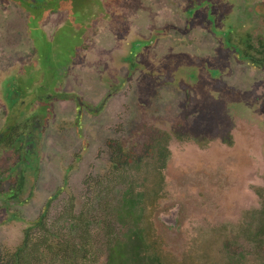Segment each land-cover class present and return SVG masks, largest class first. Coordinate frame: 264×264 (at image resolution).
I'll use <instances>...</instances> for the list:
<instances>
[{
  "label": "rangeland",
  "instance_id": "374dc122",
  "mask_svg": "<svg viewBox=\"0 0 264 264\" xmlns=\"http://www.w3.org/2000/svg\"><path fill=\"white\" fill-rule=\"evenodd\" d=\"M24 1L0 0V264L45 209L53 233L93 256L48 249L31 264H106L107 227L124 250L139 230L163 264H264V0ZM156 14L173 26H155L167 48L147 75L93 77L112 27L129 57L138 29L154 44Z\"/></svg>",
  "mask_w": 264,
  "mask_h": 264
},
{
  "label": "trees",
  "instance_id": "16d2710c",
  "mask_svg": "<svg viewBox=\"0 0 264 264\" xmlns=\"http://www.w3.org/2000/svg\"><path fill=\"white\" fill-rule=\"evenodd\" d=\"M23 4H28V9L32 8V3H26L25 1L21 0ZM36 5L42 6V0H36ZM42 8V7H41ZM12 142V140H10ZM5 149V147H3ZM15 186L19 188L21 186L20 183H15ZM129 195L132 194L131 189L128 191ZM139 194V193H138ZM125 195V205L124 199L121 211H125L126 213L132 214L134 211L137 210V215H132L135 220H139L143 212V208L133 209L135 207V200L133 202L128 201L127 196ZM137 196V195H136ZM11 197L12 199L16 198V195H8V198ZM141 203H136V206ZM125 208V209H124ZM141 212V213H140ZM114 214L122 215V213L117 209L114 211ZM46 216V209L43 210L42 215L32 221L29 222L28 229L24 231L23 239L20 245L15 248V251L12 253H7V264H31L32 257L33 259H40L41 256L45 255V251L48 249L54 250V255H57V251L60 252H67L70 248L75 251L80 258H88L93 256V253L89 250L87 245H79L78 243L70 244L64 241L61 237L58 236L57 233H53L51 231L50 223L47 222ZM78 221V219H77ZM53 224V223H51ZM37 227H39L37 229ZM110 227L105 229V232L109 235L110 243L107 244L108 246V260L106 264H156L157 263V256L156 255H149L143 247L145 246L144 238L142 233L138 230L135 234L128 240L125 250L123 247H120L119 244H116L114 240V230L111 227V231L108 230ZM262 235L264 236V228H262ZM106 236V235H105ZM258 247L255 248L256 253H260V249H264L263 246L260 244L262 241H257ZM264 244V243H262ZM128 246L132 248V250H138V255L130 256V251L128 252ZM71 251V252H73ZM80 254V255H79ZM61 256V254H59ZM146 259V260H144ZM159 264V262H158Z\"/></svg>",
  "mask_w": 264,
  "mask_h": 264
},
{
  "label": "flooded vegetation",
  "instance_id": "af4514ba",
  "mask_svg": "<svg viewBox=\"0 0 264 264\" xmlns=\"http://www.w3.org/2000/svg\"><path fill=\"white\" fill-rule=\"evenodd\" d=\"M44 1L46 2V0H42V3H45ZM17 2H19L20 4H23L21 0L20 1L17 0ZM158 16H161V15L156 14L153 18L148 19V22L145 25V28L147 30H151V32L153 34L155 33L157 35V37L154 40V44H152V42L150 41V36L143 37V35H141L140 29H138V33L136 35V37H138V38L136 41L139 42V45L136 47L131 45L130 54L128 53L129 57L123 56V54H126V52H124L125 48H123V44L125 43V40H126L124 35L122 34V32L117 33V31H116L117 28L112 27L111 33L114 36V40H115L116 44L114 43V40H112V46H113L112 50L113 51L111 53H109L110 56H108L106 58V61L104 62V64H102L99 67V69H98L99 74L97 75L96 73H94L95 76H93V77H96L99 79L100 77L103 78L104 76H107V78L110 80V79L114 78L115 75L121 76L119 78H122L125 74L124 77L127 79V80H125V84H126V82H128L132 86L131 80L133 81V78L135 76L142 75V74L147 75L149 68L152 67L154 64H156L159 61L160 56L156 53V50L160 49L163 52V50L165 48H167L165 45L157 43V41L159 40V36H160L159 33L160 32L156 31L154 29L155 26H157L159 28H162L163 26H170V25L173 26V24L169 22L170 20H163L162 16L160 19L157 20ZM117 24H120V23H117ZM171 35H166V37L171 36ZM151 37H153V36H151ZM107 42H110V40L108 39ZM110 46H111V43H110ZM116 51H118V53H116ZM182 53H183V51H175L174 50L173 54H170L169 58L172 60L175 59V61H176V58H178V57L180 58V55H183ZM110 61H111V63H110ZM192 63H193V60H192L191 64ZM129 66L131 68H133L132 71L128 70ZM172 71L174 72L175 70L172 69ZM55 72H56V70L53 73H55ZM174 76H175L174 73H172V75L168 81H171L172 85L175 87L176 84L174 82V79H175ZM108 85L112 86V80L110 81V84H108ZM18 94L19 93H17V95L14 96L13 98H15V97L17 98ZM76 115H77L76 122L78 123L79 118H80V113H78V110H77ZM15 126H16V124L13 125L12 131L15 134V136H17L16 138L21 141L23 134H21L19 136L17 131H16V129L18 127H15ZM76 128L80 129L79 125ZM4 130L8 135H10V136L13 135L12 132H8L6 129H4ZM36 130H39V129H36ZM33 131L34 130L29 131L28 140L26 142H23L25 144V147H22V142H20V144H19L21 152H20L18 158L16 157L18 161L15 162V164H16L15 168L17 169V171L19 173L18 175H19V178L21 179L22 185L19 188L16 187L15 193H18V192L22 193L24 191L23 185L25 184V180H22V177L24 175L23 170L26 171L27 164H29L31 162V161L27 160L26 153L28 150L27 145L29 144V147H30L34 141L35 133ZM259 136H260L259 137L260 140H262V142H264V132H262L261 135H259ZM25 138H26V136H25ZM7 140H9V138ZM0 141H2L1 137H0ZM10 143L11 142L9 140L8 143H6L3 147L6 148ZM253 144L255 145L254 140L251 139L248 142L249 149H246L247 151H245V156L243 155V157H246L248 154H250L249 157H251V155L255 157V158H252V157L250 158V161L248 164L249 167H252V161H255L254 159H257V157H259V154L257 151L255 152V151L251 150V146ZM21 148H22V150H21ZM249 157H247V158H249ZM243 162H244V160L242 159L240 164L243 165ZM21 169H22V172H20ZM15 193H12L11 195H15ZM203 196L204 195H199V197H203ZM207 198H208V195L205 196V199H207ZM233 202H235V201H233ZM213 214H214V212H213ZM178 258L179 257H176V259H178ZM107 260H108V258H107ZM157 260L158 261L156 264H158V262H159V264H163V257L162 256L159 255L157 257Z\"/></svg>",
  "mask_w": 264,
  "mask_h": 264
}]
</instances>
